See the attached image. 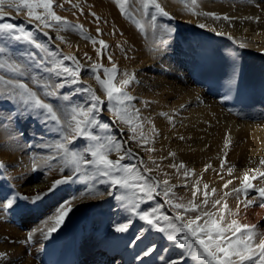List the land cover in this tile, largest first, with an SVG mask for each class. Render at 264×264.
<instances>
[{
	"label": "bare ground",
	"instance_id": "6f19581e",
	"mask_svg": "<svg viewBox=\"0 0 264 264\" xmlns=\"http://www.w3.org/2000/svg\"><path fill=\"white\" fill-rule=\"evenodd\" d=\"M262 1L195 0L193 4L191 0H157L169 13L164 16L154 6L144 8L147 0H127L126 14L121 13L117 0H57L63 8L54 10L68 21L59 31L55 26L38 28L25 11L5 6L8 15L0 23L23 26L43 48L0 39V62L5 64L0 75L27 83L42 100L53 104L61 124L53 126L54 121L42 110L36 116L38 110L23 102L20 90L0 85V162L4 165L0 168V202L19 197L11 209L0 210V264H201L192 258L198 246L191 238L192 247L181 249L137 213L158 208L157 216H168L180 227L176 214L183 210L167 201L187 204L198 187L195 199L200 203L205 184L209 186V208L214 200L226 202L237 213L228 219L256 225L258 232H264V207L260 206L264 200L255 190L264 187V178L253 180L255 188L247 193L233 191L243 188L246 172L252 176L264 171L260 164L264 158ZM203 13H215L220 19ZM225 15L230 19H223ZM242 43L245 47H240ZM66 55H74L76 61L64 60ZM41 59L43 64L38 63ZM53 60H60L78 75L73 77L62 68L48 72ZM113 63L118 69L117 81L124 73L134 76L125 88L132 98L122 105L115 100L109 104L95 79L97 75L105 78L104 68ZM17 64L23 76L12 71ZM97 64L102 67L96 68ZM52 91L54 95L47 94ZM93 91L103 101L97 105L95 119L108 129H89L99 140L72 139L74 134L62 125L70 121L72 106L87 108L96 103ZM113 107L122 112L127 109L126 118L132 123L119 120ZM226 136L230 138L227 149ZM101 144L105 150L112 149L110 159L124 157L121 168L131 167L145 177L130 183L151 185L155 191L148 194L112 185L111 176L128 174L120 171L103 176L96 166L85 163L94 159L91 152ZM59 145L78 153L82 172L75 170ZM181 163L189 176L183 175L185 169L170 166ZM64 178L69 181L53 187ZM229 180L232 183L225 188ZM211 189L216 190L214 194ZM166 190H170L167 197ZM36 196L40 198L33 199ZM117 196L123 199L117 200ZM249 200L251 205L245 207ZM69 201L72 208L64 223L48 235L51 218ZM137 203L139 208L131 211ZM125 223L130 224L127 232L115 231ZM160 224L164 226L165 221L161 219ZM183 235L186 233H177L178 238ZM137 236L141 237L138 241ZM152 245L155 251L143 256Z\"/></svg>",
	"mask_w": 264,
	"mask_h": 264
},
{
	"label": "snow or ice",
	"instance_id": "6c2138e0",
	"mask_svg": "<svg viewBox=\"0 0 264 264\" xmlns=\"http://www.w3.org/2000/svg\"><path fill=\"white\" fill-rule=\"evenodd\" d=\"M69 2V0H65ZM194 4L195 0H191ZM125 3L127 0H124V3H121L120 0H117V4L120 8L122 14H126ZM149 5H152L156 10L164 16L169 15L168 12L164 10L163 7L157 2V0H147L144 4V8H147ZM5 6L9 9H15L16 11H25L26 17L29 19V22H36L38 28H53L56 27L57 31L60 30L61 25H67L68 21L66 18L57 14L54 10L55 7L63 8L62 3H57V0H0V18L5 17L8 13L4 10ZM76 7V5H73ZM204 15L214 16L216 19H220L219 16H216L215 13H203ZM95 15V14H93ZM153 15L151 19L155 20ZM223 19H230L228 16H224ZM80 29L83 28L82 25L78 26ZM199 27L204 28V24H200ZM99 31V29H98ZM47 35V33H45ZM62 42H64V37L58 36ZM0 39H7L9 41L15 40L16 42H21L25 44L33 45L36 49H42L43 45L38 43L32 36V33L26 31L23 26H17L12 23H0ZM93 44H96L97 41L93 40ZM98 43L103 47L107 48L105 41L99 40ZM240 47H245L242 43ZM3 49H0L2 52ZM97 53L100 54V50L97 49ZM27 56L33 57L32 53H26ZM64 60H73L76 61L74 55L63 56ZM111 61V57H109ZM38 63L43 64L44 61L41 59ZM78 64V61H77ZM5 67V64L0 62V68ZM96 68L102 67V65L97 64ZM63 69L64 73H67L73 77L78 75L77 71L70 69L62 64L60 60H53V67H49L46 70L48 72L56 71L57 69ZM12 71L23 76L24 72L21 70V67L17 64L12 68ZM117 66L113 63L111 68H104V77L101 78L99 75L95 77L96 81L100 85L101 89L107 96V101L109 104L112 101H116L117 105H122L125 100H130L132 97L128 96L125 92V88L131 83L134 79V76L124 73L123 78L119 81L116 80L117 75ZM59 74V73H58ZM75 82V80H73ZM0 85L10 86L14 89H18L19 95L25 104H30L33 108L42 110L47 113L48 117L56 122L61 124V118L58 116L57 110L54 108L53 104L47 103L40 98L36 91H34L27 83L13 81L12 79H6L5 76L0 75ZM63 85H58L56 87H62ZM89 91H92L89 89ZM48 95H54L55 92H49ZM92 98L96 103L91 104V106L85 108L83 106H72L70 110V121L67 122L62 127H66L70 130V133L74 134L72 139L76 137L83 136L91 140H99L98 136L93 135L89 129L93 126H99L101 129L107 130V124H101L98 120L95 119L94 113L97 111V105L102 104L99 96H96L95 92H92ZM65 101L69 99L67 95L63 97ZM119 120H122L126 124H131V118H126L127 109L121 111L120 107H113L111 109ZM162 115H167L162 113ZM135 131V129H133ZM155 131V129H153ZM143 136V133H140ZM65 139H69L68 136H65ZM183 139V137H181ZM145 143L147 140L145 139ZM230 144V138L226 136L224 141V148L227 149ZM58 147L64 148V145H59ZM101 144L95 150L91 152V155L94 159L85 161V163L92 164L96 166L103 176H111L114 172L123 171L127 173V176L116 177L111 176V184L119 185L123 188H135L142 193L151 194L155 191V188L151 185L142 184V183H130V181H143L145 177L138 171L133 170L131 167L121 168L120 160L124 157L121 156L117 160H112L108 156V151L112 149L108 148ZM117 151L120 149L117 147ZM153 149L148 148L147 151H152ZM65 153L70 157V162L76 165L75 170L79 171V162L81 157L76 152H69L67 148H64ZM169 155L174 156L175 153H169ZM260 164L264 165V158L260 160ZM102 166V167H101ZM173 168L185 169L183 163L178 166L173 164L170 165ZM4 167L3 163L0 162V168ZM159 167V165H157ZM221 167H224L222 162ZM146 171H152L151 169H146ZM231 174V169H229ZM183 175L185 177L190 175V172L185 169ZM258 178H264V171L258 172V175L250 176L247 172L242 178V189H233L234 192L244 191L247 193L249 189L255 188L252 181ZM65 182L64 180H57L54 182L53 187L56 185ZM163 184L167 185L168 180L162 181ZM232 181H228L224 187L227 188L228 184ZM204 199L200 203H196V195L200 189L194 188L192 191V200H189L187 204L185 203H174L171 199L167 201L168 204L176 210H183V213L177 211L176 219L181 222V226L177 227L175 223H172L169 220L168 216H157L159 212L158 208H152L151 211H143L137 213L139 219L145 221L149 226L153 227L157 232L167 233V239L173 241L181 249L191 248L192 245L189 243L191 238L194 241V244L198 246L193 259L200 261L201 264H264V232H258L256 225L251 224H241L235 218L228 219V216H235L237 213H233L229 209L226 202L222 203L221 200L217 199L211 202L209 208V186L205 184L204 186ZM259 193L261 200H264V187L255 188ZM170 190L164 192L165 197L169 195ZM215 189H211V192L214 194ZM228 193H225L227 195ZM19 197L13 196L12 198H6L7 202H0V210L11 209L15 203V200ZM39 196L34 197L33 199H39ZM117 200H122V196H117ZM252 201H246L244 206H250ZM220 205L218 208L217 206ZM261 207H264V203L260 204ZM72 205L71 202H66L64 205H61L56 214L51 218V226L47 227V234L51 235L53 232L64 223L65 218L68 216V213L71 211ZM139 208V204H135L131 211L136 212ZM239 208V205H237ZM187 213H196L194 216H188ZM165 221V225L160 224V220ZM47 224V222H46ZM130 227L129 223L121 224L115 228L117 232H127ZM177 233H186L178 238ZM31 234L28 239H31ZM141 237L137 236L136 241L140 240ZM135 243V241H133ZM155 251V245L149 246L144 250L143 256H150ZM0 255H3L0 253ZM139 258V257H138Z\"/></svg>",
	"mask_w": 264,
	"mask_h": 264
},
{
	"label": "rangeland",
	"instance_id": "374dc122",
	"mask_svg": "<svg viewBox=\"0 0 264 264\" xmlns=\"http://www.w3.org/2000/svg\"><path fill=\"white\" fill-rule=\"evenodd\" d=\"M262 3H264V0L262 1ZM259 5V4H258ZM149 6H152V5H149ZM157 13H159L158 11H157ZM160 14V13H159ZM1 53H3V51L1 52ZM26 58H28V57H26ZM30 59V58H29ZM5 70H7V69H5ZM229 93V92H228ZM227 94V93H226ZM7 100H9L7 97H5ZM54 99V98H53ZM36 110H38V111H36V116H38L39 115V109H36ZM49 120H51L49 117H47ZM46 118V121L48 120ZM49 120L47 121V122H49ZM58 125H60V124H57L56 122H54V124H53V126H55V127H57ZM58 130H60V131H62V129H60V128H58ZM83 138H85V137H83ZM78 154V153H77ZM102 167V166H101ZM80 169H82V170H80ZM83 171V168L82 167H80L79 166V172H82ZM65 182H67V181H69L67 178H64L63 179Z\"/></svg>",
	"mask_w": 264,
	"mask_h": 264
}]
</instances>
